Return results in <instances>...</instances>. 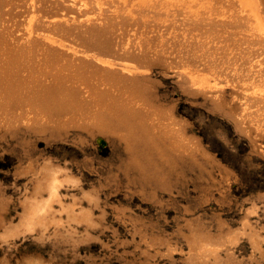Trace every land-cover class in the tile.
<instances>
[{"label":"rangeland","instance_id":"374dc122","mask_svg":"<svg viewBox=\"0 0 264 264\" xmlns=\"http://www.w3.org/2000/svg\"><path fill=\"white\" fill-rule=\"evenodd\" d=\"M236 3L248 8L249 21L264 24V0ZM107 5L108 13L127 15ZM141 13L133 18L142 19ZM149 16L141 21L152 24L150 32L144 28L149 36L157 35L155 43L147 47L141 34L130 39L136 46L143 42L154 57L178 60L177 49L211 38L210 33L192 37L180 16L176 21L174 14L159 15L157 23V16L151 15L152 21ZM176 40L180 43L173 46ZM216 41L217 46L226 43ZM263 57L264 49L252 57L255 70L264 71ZM153 67L151 92L186 123V133L199 144L189 149L194 156L186 150L170 162L144 146L129 147L115 132H88L76 125L43 131L24 122L0 130V264H264V128L249 127L255 125L251 120L258 106L243 116L240 112L243 123H237L199 82H183L182 73L191 75L183 66ZM202 67L197 70L211 73ZM219 80L225 100L245 108L244 90ZM250 111L255 113L247 115ZM132 151L139 152L134 156ZM142 162H151L148 172L137 167ZM54 175L58 191L51 194ZM201 238L207 240L200 250Z\"/></svg>","mask_w":264,"mask_h":264},{"label":"bare ground","instance_id":"6f19581e","mask_svg":"<svg viewBox=\"0 0 264 264\" xmlns=\"http://www.w3.org/2000/svg\"><path fill=\"white\" fill-rule=\"evenodd\" d=\"M236 2L0 0V130L14 129L23 126L24 122L29 127H40L43 131L48 127L60 129L76 125L88 132H115L126 140L129 147L136 150V147L144 146L149 153H156L159 158L163 157L170 162L173 156H182L186 150L188 156H194L196 152L192 151L199 144L186 133V123L175 116L172 108L169 110L164 104L156 103L151 95L152 86H148L144 78H141L150 73L151 66L144 64L146 68H141L130 60L140 59L137 52L136 56L130 52L133 47L143 52L157 39L155 34L149 36L148 26L151 23L145 24L148 20L144 16L150 14L151 21V15L157 16V23L162 15L170 18L174 14L173 20L178 21L177 17L180 16L181 23L192 37L208 33L207 37H211L204 42L197 40L185 45L183 49H177L180 59L175 60V66H183V69L191 73L189 77L182 73L185 79L183 82L187 85L189 80L195 84L199 82L201 90L213 93L210 96L214 97L215 105L227 108L229 114L236 118L240 112L243 116L245 110L257 105L256 113L253 110L247 112V115L257 114L252 116L254 120L250 119L255 121V125L251 123L249 127L259 131L264 128V71L259 68L255 70L256 63H252V60L255 54L264 49V24H258L257 20L249 21L252 15L248 8H240ZM107 3L114 4V12L120 9V12L126 11L127 15L124 12L114 14L111 10V14L108 13L111 5L105 6ZM200 3L202 6L192 8ZM243 3L248 6L246 2ZM97 13L99 15L95 18ZM139 13L145 23L142 17L133 18ZM135 25H139V32ZM142 27L148 30L144 28V31ZM134 28L137 31L134 32ZM248 29L250 35L245 33ZM139 35L147 47L145 44L142 46L143 42L139 46L135 45L134 38ZM219 38L226 40L223 46L216 45ZM66 41L74 43L73 46L66 48ZM179 43L176 40L173 46ZM160 51L164 53L162 49ZM189 63L193 65L186 67ZM248 64L253 66L255 72L252 68L248 69ZM201 65L211 73L197 70ZM247 70H251L250 73ZM220 78L236 83L239 91L244 90L247 98L244 101L245 108L237 104V101L228 103L225 100V90L218 86ZM207 86L215 90H208ZM238 118L236 122L243 123ZM245 122L249 123L247 120ZM251 138L257 143L259 137L252 135ZM189 149L192 151L189 152ZM132 152L135 156L139 151ZM136 165L141 171H147L151 162ZM51 179L48 187L51 194H56L57 175ZM192 240L195 241V237ZM206 240L202 239L200 250Z\"/></svg>","mask_w":264,"mask_h":264},{"label":"water","instance_id":"95a60500","mask_svg":"<svg viewBox=\"0 0 264 264\" xmlns=\"http://www.w3.org/2000/svg\"><path fill=\"white\" fill-rule=\"evenodd\" d=\"M66 42H64V43L67 44L65 46L68 49H69V46H73V44H74V43H72L70 41H66ZM62 48L65 50L64 47H62ZM130 52H134L135 56H136V52H137V55L140 58L138 60H136L135 58H131L130 60L132 62H134L135 64H137L141 68H146L145 67L146 65H144V64H149L151 66V72L148 73L147 75L145 74L146 76L144 75L143 77H141V78H144L145 83H147L148 86H151V82L153 81L152 79H153L154 74H155V68L153 67L154 63H160V64H163V65L172 66V67H175V64H176V61H175L176 59L175 58L168 59V58H164L163 57V59H162L161 55H159L157 57H154V55H151L150 51L146 50L145 48H144V50L142 52V51L138 50V48L133 47ZM139 52H142V53H139ZM106 56H110V55H106ZM111 57H113V54H111ZM144 61L147 62V63H144ZM148 68H150V67H148ZM151 95H152V98L154 99V101L156 103H159V101L155 98V95L152 94V93H151Z\"/></svg>","mask_w":264,"mask_h":264}]
</instances>
